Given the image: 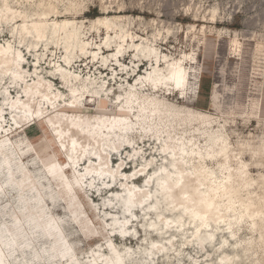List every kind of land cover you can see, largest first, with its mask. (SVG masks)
Returning a JSON list of instances; mask_svg holds the SVG:
<instances>
[{
	"label": "bare ground",
	"instance_id": "1",
	"mask_svg": "<svg viewBox=\"0 0 264 264\" xmlns=\"http://www.w3.org/2000/svg\"><path fill=\"white\" fill-rule=\"evenodd\" d=\"M12 2L0 0V28H7L13 39L0 41V201L9 196L0 206V261L153 264L156 258L168 257L176 233L182 236L191 229L196 249L211 247L217 253L215 261L203 259L194 264H264V253L256 256L258 248H264V209L248 189L253 179L246 175L249 166L259 165L256 157L264 150L235 149L225 130L227 120L183 105L193 93V53L169 56L158 50L155 38H139L138 42L135 33L117 23L119 17H97L90 28H106L102 45L110 56H104L100 44L89 48L91 42L84 39L82 22L49 21L50 14H60L50 0L33 4L32 11L14 8ZM25 2L30 4V0ZM73 8L76 10L75 4L64 10ZM49 45L61 49L65 65L49 57L50 71L44 76L38 68L46 55L39 53V48L47 50ZM231 50L240 51L237 40L232 41ZM126 53L133 63L128 70L120 61ZM26 54L34 57L33 73L31 67L26 70L22 65L28 61ZM88 57L99 60L96 68L112 71L111 83L102 80L99 84L69 70L74 62ZM115 73H122L119 78L126 87ZM50 79H59L67 93L55 88ZM111 84L120 87L113 92ZM10 86L19 90L15 97L6 95ZM108 100L109 109L103 107ZM96 101L99 107L91 115L87 108ZM257 107L252 105V110ZM35 122H42L43 135L48 136L39 144L30 142L24 130ZM21 133L25 140L17 138ZM150 140L153 147L149 154L154 151L160 164L153 165L155 155L147 158L141 148ZM247 151L250 163L241 160V153ZM122 152H126L124 158ZM114 154L120 155L115 167L109 165ZM32 155L36 158L28 163L31 170L22 156ZM129 162L133 166L128 173L123 165ZM50 177L56 189L43 182ZM136 178L143 180L142 185L134 182ZM110 179L112 184L119 183L121 190L110 186L104 197L93 189L97 180L108 187ZM84 185L100 196V203L88 206L105 231L101 243L106 246L104 251L98 245L80 256L66 238L62 218L53 214L47 200L52 204L63 201L66 214L86 235L91 229L76 193L86 194ZM138 208L144 216L154 215L145 222V231L154 233L156 239L136 248L114 243L112 235L121 241L135 237L133 217ZM243 225L251 233L258 231L259 239L237 237ZM164 229V233H172L164 237ZM219 230L224 235L215 249ZM228 238L233 244H228ZM174 253L176 264H180L181 257Z\"/></svg>",
	"mask_w": 264,
	"mask_h": 264
},
{
	"label": "rangeland",
	"instance_id": "2",
	"mask_svg": "<svg viewBox=\"0 0 264 264\" xmlns=\"http://www.w3.org/2000/svg\"><path fill=\"white\" fill-rule=\"evenodd\" d=\"M48 1L49 0H30V4H26L25 0H13L11 4L14 8H18L19 10L32 11V9L35 8L34 5L40 2L46 4ZM50 1L52 2L51 5L56 6L55 10L59 11L60 14H50L48 16L49 21L56 19L58 21L68 20L77 21L79 23L82 22L81 26L85 28L86 32L84 39L91 42L89 48H96L95 44H100L102 47L101 52H103L102 55L104 56H110L109 51L102 45L103 38L106 35V28L103 26H98L97 30L96 28H90L91 22L97 17H119L117 23H120L122 27L128 29L130 32L135 33L138 37L134 36V38L138 39V42L141 41L139 38H147L148 40H153L155 38L158 50L162 53H167L169 56L179 57L182 53H193L195 63L192 69L193 74H195V79L192 80L194 84L190 87L193 93L191 94L190 101L183 103V105L186 108L202 111L211 116H217L222 121L227 120L225 130L228 133L231 146L235 149H247L250 147L264 150V0ZM70 3H72V5L75 4L76 10L73 8L71 11L67 12L64 9L65 7L72 6ZM19 23L20 22L14 23V25ZM110 33L111 35L113 34L112 32ZM5 40L13 41L8 29L1 27L0 41L3 43ZM233 40H237L240 43L239 52H233L231 50ZM41 52L45 53L46 61L44 59L41 60L38 71H41V74L44 76H47V71H50L47 60L49 57L65 65L62 59L63 53L61 49L49 45L47 50L40 47L39 53ZM131 57L129 53H126L125 58H121L122 67L125 66L124 68L127 67L128 69L132 68L133 63L130 61ZM26 58H28L27 60L29 62L26 61L22 65L26 66V70H29L31 67L29 72L33 73L32 64L34 63V57L33 55L28 56V54H26ZM99 59L101 60V58ZM91 60L92 58L88 57L81 62H74L73 66L70 65L69 67L71 68L68 69L73 73L80 74L83 78L89 77L92 81L96 80L99 84L102 83V80L106 81V84L111 83L109 79L112 77V71L109 68H96L99 60L97 58L94 59V61ZM143 71L144 70H141V72ZM114 75L123 84V87L127 86L124 84L125 82L123 83V78L122 80L119 78L123 76L122 73H115ZM50 80H52V84H55V88L58 87L60 91L64 92V95L67 93L65 88H61L59 79ZM131 83H133V80ZM4 85L9 84L6 83ZM111 87L112 91L116 92L117 88L120 86L118 84L114 86L111 84L110 88ZM17 90L18 88L14 89L10 86L7 89L6 95L15 97L17 95ZM101 97L105 99V95ZM64 98L67 97L64 96ZM174 101L175 98H173V102ZM110 104V100H108L103 107L109 109ZM255 104H257L258 107L252 110V105ZM178 105H182V103ZM97 106L99 107V103L96 101L94 106L91 105L87 108V111L90 112L89 114L94 115ZM7 117L9 118V115H6V120L8 121ZM12 122L13 120H10L9 123ZM7 123L8 122H6V124ZM24 130L29 141L33 144H39L40 140L48 139L47 135H43L42 122H35ZM40 131L41 133H39ZM17 138L25 140L24 134L22 133L18 135ZM145 143L147 144V141ZM148 143L149 144L144 147L141 146L146 153L145 156L150 158L155 155L156 158L153 160V165L160 164V157L156 156L157 154H154V151L149 154L153 147L152 140ZM30 153H33V151L31 150ZM249 154L248 151L243 154L241 153V160L250 163ZM125 155L126 152H122L121 156L123 158ZM22 157L23 162L26 164H28L32 158H36L35 155ZM119 157L120 155H112V160L109 165H114L115 167L116 163L120 161ZM256 158L260 160L259 167L249 166L247 170V177L253 179L248 189L254 191L252 194L253 197H255V200L259 201L264 209V154L260 153ZM28 165L32 170V165ZM131 165L132 163L130 162L124 163L123 165L128 173L132 171ZM81 167L83 168V166ZM137 178L134 182L137 185H142L143 180ZM105 180L108 181V178ZM101 181L102 180H97L96 186H94L93 189L101 191L104 197L107 196L106 191L110 186H114V189L118 188L121 190L119 183L112 184L111 179L108 182V187L103 186ZM43 182L56 189L54 180L51 177L49 181L44 179ZM97 182L99 184H97ZM86 186L87 185H84L86 194L78 190L76 191L77 199L83 211L82 216L89 221L88 228L91 229L90 232H85L86 235L82 234L79 227L72 222L70 215L66 214L63 201L58 200L55 204H52L49 199L47 200L49 209L53 214L62 218L61 225L66 234V238L72 243L76 253L78 255L81 253L80 256L86 255L87 252L97 248L98 245H102L101 250L104 251V246H106L105 243L103 246L102 243L104 241L101 240V238L106 235L105 231L100 227V220L93 215L95 211L88 206V203H93V205H96L97 202L100 203V196L90 191ZM7 199H9V196L0 201V206H2ZM134 213L136 216L133 217L135 221L133 222L132 233H134L135 237L133 239L127 238L121 241L112 235L111 238L114 243L121 244L124 242L132 248H136L135 246H141L142 244L146 245L150 240L156 239L154 233L145 231V222L151 217L153 218L154 215L148 214L144 216L143 212L139 211V208L138 210L135 209ZM119 216H121V213ZM243 226L244 227L239 231L237 237L240 239L244 237L250 240L254 238L259 239L258 231L251 233L246 225ZM222 228L223 226L220 227V229ZM165 230L166 229L163 230L162 234L164 237H168L172 231L164 233ZM190 234L191 229L184 232L182 236L176 233V236L171 239L175 245L174 248L169 251L168 257L156 258L153 264H176L173 255L174 252V254H178V256L181 257L180 264H194V261L203 262V259L215 261L217 253H215L211 247L202 250L196 249L195 247L197 245L194 241H191ZM221 235H224L222 230L216 232L214 238V244L216 245L214 247L215 249L217 248L218 241L221 239ZM228 240H230L228 244H233V239L228 238ZM176 248L179 249L177 251L178 253L175 251ZM263 253L264 248H258L256 256L261 257Z\"/></svg>",
	"mask_w": 264,
	"mask_h": 264
},
{
	"label": "snow or ice",
	"instance_id": "3",
	"mask_svg": "<svg viewBox=\"0 0 264 264\" xmlns=\"http://www.w3.org/2000/svg\"><path fill=\"white\" fill-rule=\"evenodd\" d=\"M0 264H3V262H2V261H0Z\"/></svg>",
	"mask_w": 264,
	"mask_h": 264
}]
</instances>
